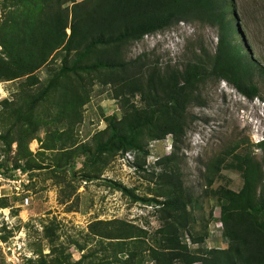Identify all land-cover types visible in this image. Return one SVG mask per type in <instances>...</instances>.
Wrapping results in <instances>:
<instances>
[{"label": "trees", "instance_id": "trees-1", "mask_svg": "<svg viewBox=\"0 0 264 264\" xmlns=\"http://www.w3.org/2000/svg\"><path fill=\"white\" fill-rule=\"evenodd\" d=\"M38 2L37 16L18 23L14 12L5 22L13 26L0 44V81L26 76L24 85L31 88L41 84L34 72L57 62L49 67L52 76L38 101L46 100L55 90L58 110L54 120L64 127L51 135L57 147L42 143L41 148L56 149L59 154L55 164L44 168L74 176L78 159L82 166L101 163L104 167L119 153L147 154L149 142L168 135L172 139L170 153L156 160L161 172H151L165 186L160 192L164 199L157 201L159 227L149 234L145 227L128 220H94L88 224L86 241L76 245L82 251L89 240L95 244L75 264H264V140L257 142L259 159L245 152L237 154L236 164L228 166L241 173L243 184L238 191L224 186L212 191L220 207L225 247H202L205 234L190 233L196 219L192 208L198 198L185 186L177 161L193 119L189 109L204 105L203 89L209 82L223 80L248 99L260 95L264 67L249 56L239 38L231 0ZM180 22L216 26L214 50L209 51L197 39L187 41L188 54L181 63L151 61L146 52L130 56L135 42ZM95 84L103 92L111 90L121 116H106L105 127L82 142L75 137V125L83 120L81 107L90 100L89 86ZM221 161L215 159L210 166L218 167ZM138 167L143 169L141 164ZM84 175L91 181L98 174ZM58 179L55 183L67 188H61L59 202L66 203L76 187L66 175ZM212 182L209 178L208 186ZM113 187L135 201L142 200L120 182H113ZM44 230L47 236L53 232L49 225ZM188 237L198 246H188Z\"/></svg>", "mask_w": 264, "mask_h": 264}, {"label": "rangeland", "instance_id": "rangeland-1", "mask_svg": "<svg viewBox=\"0 0 264 264\" xmlns=\"http://www.w3.org/2000/svg\"><path fill=\"white\" fill-rule=\"evenodd\" d=\"M231 2L232 14L236 16L234 26L243 46L264 67V0ZM38 3V0H0V44L13 26L12 22L6 26V20L14 12L18 23L28 16H37ZM217 33L216 26L180 22L135 42L130 56L146 52L151 61L181 63L188 54L187 41L202 40L213 51ZM52 64L57 62L34 72L41 84L31 88L24 85L26 76L0 81V264H75L95 244V240H89L87 249L82 251L76 245L86 241L88 224L94 220H128L145 227L149 234L160 225L157 201L164 199L160 192L165 186L151 172H161L155 163L170 153V135L149 142L147 154L119 153L104 167L101 163L82 166V159H78L74 176L44 168L59 159L56 149H51L58 146L52 143L51 135L64 127L54 120L58 110L54 105L56 91L50 92L46 100L38 101L44 87L49 85ZM89 88H92L90 100L81 107L83 120L74 130L75 137L82 142L105 127L106 116H121L111 90L103 92L96 84ZM259 91L258 97L248 99L223 80L209 82L203 89L204 105L189 109L193 119L177 161L185 186L198 198L192 208L196 219L190 233L205 234L202 247L227 245L219 219L220 207L212 191L222 186L235 191L242 187L240 171L228 166L236 164L237 154L250 152L256 159L261 156L257 142L264 140V81L259 84ZM33 102L36 103L32 108ZM20 114L26 116L21 119ZM43 142V146L51 148H41ZM218 158L222 159L220 165L210 166ZM140 164L143 169L138 167ZM19 166L30 170L22 171ZM91 172L98 175L89 181L84 174ZM60 175H66L76 187L66 203L59 202L61 188L67 189L64 184L55 183ZM209 178L213 181L210 186ZM113 182L124 184L142 200L135 201L116 190ZM46 225L53 229L50 236L44 230ZM187 243L191 248L198 246L189 237Z\"/></svg>", "mask_w": 264, "mask_h": 264}]
</instances>
